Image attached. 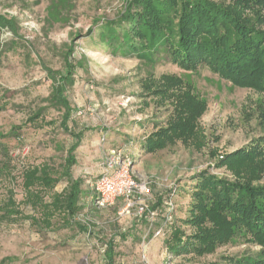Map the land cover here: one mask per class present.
<instances>
[{"label": "rangeland", "instance_id": "1", "mask_svg": "<svg viewBox=\"0 0 264 264\" xmlns=\"http://www.w3.org/2000/svg\"><path fill=\"white\" fill-rule=\"evenodd\" d=\"M74 2L73 9L64 11V20L51 24L47 19L51 0H0V14L18 22L17 33L0 29V97L9 102L0 111V132L23 126L18 137H0L9 150L12 170L11 177H0V203L9 186L22 201L23 169L45 161L57 166L75 141L60 126L64 109L45 100L52 89L45 66L65 72L64 52L73 44L70 59L83 63L75 67L74 84L66 90L72 107L68 125L73 132L83 133L75 151L78 162L72 167L73 177L84 180L82 210L75 220L91 233L74 225L40 230L27 219L0 224V264H106L104 252L110 239L115 242V264H206L224 256L240 258L259 252V244L237 235L211 253L174 255L166 249L165 237L173 231L174 221L184 236L194 232L184 220L190 215L196 176L208 171L236 180L229 167L219 164L264 135V94L204 64L197 71L183 70L163 52L156 63L113 54L99 41V26L121 18L131 0ZM172 78L180 80L183 88L190 84L193 94L206 104L197 121L199 133L149 151L144 142L158 126L167 124L175 97L174 92L165 93V98L155 95L147 86L163 88ZM172 91L176 96L178 86ZM41 107L43 122H29ZM117 151L127 158L135 181L126 197L128 214L120 213L125 200L101 210L89 207L91 184L103 172L105 158ZM254 183L264 185V175ZM66 184L63 178L55 191ZM146 205L151 213L138 219V208ZM22 208L30 212L25 204ZM169 210L174 217L165 223ZM159 228L162 232L155 236Z\"/></svg>", "mask_w": 264, "mask_h": 264}, {"label": "trees", "instance_id": "2", "mask_svg": "<svg viewBox=\"0 0 264 264\" xmlns=\"http://www.w3.org/2000/svg\"><path fill=\"white\" fill-rule=\"evenodd\" d=\"M74 6V0H51L48 22L64 20V11ZM3 28L17 33V19L0 14V29ZM98 37L113 54L136 56L144 62L156 63L163 52L166 59L183 70L197 71L204 64L214 73L238 85L255 87L264 94V0H233L229 4L214 0H131L121 18L102 22ZM73 52L74 45H68L64 52L65 72L45 66L52 82L45 100L64 109L60 126L75 141L57 166L45 161L23 169V200L16 199L12 186L7 187L0 203V224L27 219L40 230L74 225L79 231L91 233L87 226L75 220V215L82 210L84 180L73 177L72 167L78 162L75 151L83 133L73 132L68 125L72 107L66 90L74 84L75 67L83 63L70 59ZM172 79L166 81L163 88L147 86L155 95L165 98L168 92H174L175 97L173 114L168 116L167 124L158 126L144 142L149 151L165 147L171 140L187 141L199 133L197 121L206 104L193 94L190 84L183 88L180 80ZM176 86L177 97L172 91ZM8 104L0 97V111ZM43 114L44 107L38 108L28 121L41 123ZM22 127L13 126L5 134L0 132V137H18ZM219 165L229 167L236 180L219 178L208 171L196 176L190 215L184 220L194 232L184 236L180 226L172 222L175 227L165 237V247L174 255L191 252L201 256L241 235L259 244L261 250L251 256H224L206 264H264V185L254 183L264 175V135L231 153ZM4 175L12 176L11 160L9 150L0 142V177ZM63 178L67 180L66 186L55 191ZM88 197L89 207L101 210L94 208L97 198L94 190ZM22 204L29 207L30 212H26ZM104 255L106 264H115L114 239L106 242Z\"/></svg>", "mask_w": 264, "mask_h": 264}, {"label": "built area", "instance_id": "3", "mask_svg": "<svg viewBox=\"0 0 264 264\" xmlns=\"http://www.w3.org/2000/svg\"><path fill=\"white\" fill-rule=\"evenodd\" d=\"M127 158L123 157L121 152L117 151L107 156L104 160L103 172L93 181L92 190L97 194L94 206L97 209H102L114 205L118 199L125 200V204L120 213H129L130 205L127 204L126 197L130 195V188L135 184L131 176L129 164L126 163ZM151 210L148 206H140L137 211L138 219L143 216H149ZM170 211V210H169ZM146 213V214H145ZM149 213V214H148ZM145 216V217H146ZM173 212H168L165 216V223L173 220ZM153 222V221H152ZM162 232L159 228L154 235H160ZM145 252V249H143ZM143 252V258L146 254Z\"/></svg>", "mask_w": 264, "mask_h": 264}, {"label": "crops", "instance_id": "4", "mask_svg": "<svg viewBox=\"0 0 264 264\" xmlns=\"http://www.w3.org/2000/svg\"><path fill=\"white\" fill-rule=\"evenodd\" d=\"M86 189H88V186H87V188Z\"/></svg>", "mask_w": 264, "mask_h": 264}]
</instances>
